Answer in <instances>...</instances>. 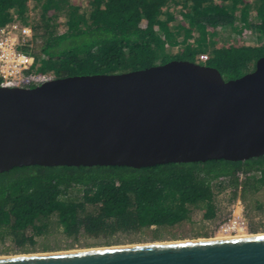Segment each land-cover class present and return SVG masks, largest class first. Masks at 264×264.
I'll return each mask as SVG.
<instances>
[{
  "label": "trees",
  "instance_id": "obj_1",
  "mask_svg": "<svg viewBox=\"0 0 264 264\" xmlns=\"http://www.w3.org/2000/svg\"><path fill=\"white\" fill-rule=\"evenodd\" d=\"M13 21L31 29L18 49L54 78L180 59L228 80L264 56V0H0V25ZM221 177L245 201L264 190V155L141 168L14 167L0 173V242L29 252L52 229L72 239L152 229L159 238L195 210L214 219Z\"/></svg>",
  "mask_w": 264,
  "mask_h": 264
},
{
  "label": "water",
  "instance_id": "obj_2",
  "mask_svg": "<svg viewBox=\"0 0 264 264\" xmlns=\"http://www.w3.org/2000/svg\"><path fill=\"white\" fill-rule=\"evenodd\" d=\"M264 155V56L240 77L170 60L0 86V173L22 166L245 161ZM0 264H264V235L0 258Z\"/></svg>",
  "mask_w": 264,
  "mask_h": 264
},
{
  "label": "rangeland",
  "instance_id": "obj_3",
  "mask_svg": "<svg viewBox=\"0 0 264 264\" xmlns=\"http://www.w3.org/2000/svg\"><path fill=\"white\" fill-rule=\"evenodd\" d=\"M196 61V60H195ZM242 178V177H241ZM214 188L213 204L215 206L216 217L212 220L202 218L200 210L192 212L190 220L184 221L171 229L161 230L160 237L154 238L152 229H142L129 233H116L114 235H104L98 237L80 236L78 239L66 238L57 229H52L51 235L46 238H36L34 248L29 252L15 250L10 242H0V257L14 256L20 254H39L50 252L77 251L85 249H95L101 247H115L126 245H140L157 242H173L197 239H211L217 235L235 236L242 232L249 235L264 234V190L253 196H248L242 201L232 195L233 188L226 178H218ZM232 214H240L237 230H231L232 224L221 229V225L232 221ZM226 231V232H225ZM41 246L49 247L43 251ZM32 250V251H30Z\"/></svg>",
  "mask_w": 264,
  "mask_h": 264
},
{
  "label": "built area",
  "instance_id": "obj_4",
  "mask_svg": "<svg viewBox=\"0 0 264 264\" xmlns=\"http://www.w3.org/2000/svg\"><path fill=\"white\" fill-rule=\"evenodd\" d=\"M31 36L29 26L20 25L17 22H10L0 25V86L29 88L38 86L54 78L49 73L38 72L34 68V57L21 52L18 47L20 42ZM199 61L205 62L208 59L206 53L198 57ZM240 178L242 174H239ZM240 214H232V221L221 225V229L228 224L242 223L239 220ZM234 230V229H231Z\"/></svg>",
  "mask_w": 264,
  "mask_h": 264
},
{
  "label": "bare ground",
  "instance_id": "obj_5",
  "mask_svg": "<svg viewBox=\"0 0 264 264\" xmlns=\"http://www.w3.org/2000/svg\"><path fill=\"white\" fill-rule=\"evenodd\" d=\"M236 223L233 222L232 224V228L231 229H236L237 228V225H235ZM237 230V229H236ZM239 233L240 234H237L235 236H227V235H217L215 238H211L209 240H221V239H231V238H242V237H248V236H254V235H264V234H253V235H249L245 232H242V230L239 228ZM226 232V231H225ZM197 240H208V239H197ZM185 241H191V240H185ZM173 242H180V241H173ZM159 243V242H157ZM152 244V243H150ZM140 245H143V244H140ZM126 246H133V245H126ZM114 247V246H113ZM115 247H121V246H115ZM101 248H106V247H101ZM108 248V247H107ZM96 249V248H95ZM65 252H68V251H65ZM50 253H53V252H50ZM50 253H39V254H50ZM55 253H61V252H55ZM7 257H11V256H7ZM2 258V257H0Z\"/></svg>",
  "mask_w": 264,
  "mask_h": 264
}]
</instances>
